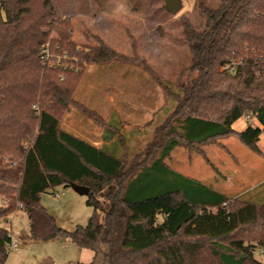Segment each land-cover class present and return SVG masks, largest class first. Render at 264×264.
Instances as JSON below:
<instances>
[{
    "label": "trees",
    "instance_id": "trees-1",
    "mask_svg": "<svg viewBox=\"0 0 264 264\" xmlns=\"http://www.w3.org/2000/svg\"><path fill=\"white\" fill-rule=\"evenodd\" d=\"M218 1L202 7L203 31L181 17L191 61L177 91L145 65L176 104L150 145L131 155L119 119L83 109L104 123L99 145L63 127L81 74L48 68L42 58L47 44L89 64L123 56L101 40L90 52L77 50L54 0H0V221L25 210L31 239H67L102 252L104 264H263L254 255L264 250V202L229 196L167 162L184 143L193 148L231 135L262 154L264 0ZM239 59L244 64L234 72L223 68ZM249 116L260 126L233 128ZM73 184L89 188L93 213L87 225L68 231L42 195ZM12 241L0 225V264Z\"/></svg>",
    "mask_w": 264,
    "mask_h": 264
},
{
    "label": "rangeland",
    "instance_id": "rangeland-1",
    "mask_svg": "<svg viewBox=\"0 0 264 264\" xmlns=\"http://www.w3.org/2000/svg\"><path fill=\"white\" fill-rule=\"evenodd\" d=\"M60 16L73 28L71 41L77 50L90 52L101 44L112 48L123 58L105 63H91L70 53L52 51L44 60L48 68L62 67L80 73L75 92L76 104L62 119L64 128L89 141L100 144L104 121L119 119L127 135L130 154L135 155L150 145L158 127L165 123L176 102L167 88L146 69L147 64L160 78L170 82L174 91L186 83L191 55L184 38L181 17L190 18L197 31L205 29L202 7H217L218 0H180V9L170 13L164 0H129L130 10L107 12L106 0H54ZM126 1V0H125ZM111 3L126 7L124 0ZM52 39L60 40L57 32ZM59 44L56 48H59ZM65 80V74L60 76ZM258 127L253 116L242 117L233 128L243 131ZM258 154L244 145L235 135L190 147L182 144L167 159L168 164L183 174L195 177L229 196H241L264 202V134L259 141ZM5 160L10 161L9 156ZM17 161V160H16ZM15 165V163H13ZM42 204L57 224L73 231L87 225L93 208L87 195L77 192L73 185L59 186L42 195ZM9 228L14 239L22 245L12 250L6 264H104V254L98 256L88 248L67 239L34 240L30 237V221L25 210H18L0 221ZM107 251V247H104ZM264 264V254L255 252Z\"/></svg>",
    "mask_w": 264,
    "mask_h": 264
},
{
    "label": "built area",
    "instance_id": "built-area-1",
    "mask_svg": "<svg viewBox=\"0 0 264 264\" xmlns=\"http://www.w3.org/2000/svg\"><path fill=\"white\" fill-rule=\"evenodd\" d=\"M51 56V53L49 52L48 48H46L44 51H43V54H42V58L44 60H48ZM241 64H244V61L239 59V60H232L230 61L229 63H227L223 68L224 69H227L231 72H234L236 70V67L238 65H241ZM21 246V242L20 241H12L10 247H9V251L11 252L12 250H15L17 248H19ZM260 252L262 254H264V250L263 249H260Z\"/></svg>",
    "mask_w": 264,
    "mask_h": 264
},
{
    "label": "water",
    "instance_id": "water-1",
    "mask_svg": "<svg viewBox=\"0 0 264 264\" xmlns=\"http://www.w3.org/2000/svg\"><path fill=\"white\" fill-rule=\"evenodd\" d=\"M166 3V9L170 13H176L180 9V0H164ZM75 190L79 192L80 194H88L89 188L86 186H81V185H75L73 184Z\"/></svg>",
    "mask_w": 264,
    "mask_h": 264
},
{
    "label": "crops",
    "instance_id": "crops-1",
    "mask_svg": "<svg viewBox=\"0 0 264 264\" xmlns=\"http://www.w3.org/2000/svg\"><path fill=\"white\" fill-rule=\"evenodd\" d=\"M124 4L126 7H120V6H117L116 4L114 3H111V0H106V2L104 3V9L107 11V12H114V11H119V10H130L131 9V3L129 2V0H124ZM12 233V232H11ZM12 238L14 241H21L20 239L19 240H16L14 239L13 237V234H12ZM21 245H22V242H21Z\"/></svg>",
    "mask_w": 264,
    "mask_h": 264
}]
</instances>
